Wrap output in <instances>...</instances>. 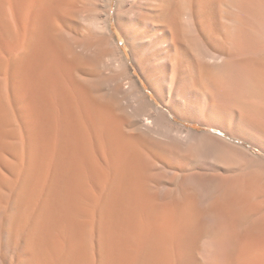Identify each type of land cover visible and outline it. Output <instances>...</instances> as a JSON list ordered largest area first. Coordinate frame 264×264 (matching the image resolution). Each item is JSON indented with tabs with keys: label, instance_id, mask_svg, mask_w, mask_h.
I'll return each instance as SVG.
<instances>
[{
	"label": "bare ground",
	"instance_id": "1",
	"mask_svg": "<svg viewBox=\"0 0 264 264\" xmlns=\"http://www.w3.org/2000/svg\"><path fill=\"white\" fill-rule=\"evenodd\" d=\"M113 1L0 0V264H264V158L168 115L264 152V0H116L166 110Z\"/></svg>",
	"mask_w": 264,
	"mask_h": 264
},
{
	"label": "rangeland",
	"instance_id": "2",
	"mask_svg": "<svg viewBox=\"0 0 264 264\" xmlns=\"http://www.w3.org/2000/svg\"><path fill=\"white\" fill-rule=\"evenodd\" d=\"M116 4H117V1L114 0L112 3L111 19L110 20H111V23L113 24V31L115 32L117 41H118L119 45L121 46V48L126 53L130 68L132 69V73H133L134 77L137 79V81L140 84H142L144 92L149 94V96H150L151 100L154 102L155 106L157 108L162 109V110H166L164 108V106L162 105V103L152 94V92H150V89H149L148 85L146 84L145 80L143 79L142 75L140 74L139 70L137 68H135L136 66L134 65V63H132V56L129 52L130 51L129 45L127 44V41H126L125 37L123 36L122 32L120 31L119 27H117L118 25H117V20H116V13H117V10H116L117 5ZM168 115L171 117V119L176 124L184 125L186 128L194 127L199 131L198 133H200V134L220 138V139L228 142L232 146L238 147L239 149H242L245 151H249L251 154H254L255 156H259V157L264 158V152L262 153L261 149L258 148L257 146H255L250 141L243 140L241 138L231 137L228 134H225L224 132H222L218 129L208 127L207 125L200 124L198 122L182 121L179 118H177L176 116H174L173 113L170 111L168 112Z\"/></svg>",
	"mask_w": 264,
	"mask_h": 264
}]
</instances>
